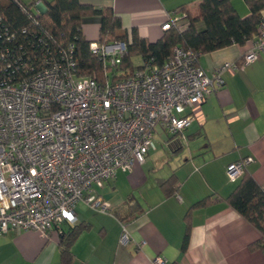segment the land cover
<instances>
[{
  "label": "built area",
  "instance_id": "built-area-1",
  "mask_svg": "<svg viewBox=\"0 0 264 264\" xmlns=\"http://www.w3.org/2000/svg\"><path fill=\"white\" fill-rule=\"evenodd\" d=\"M35 8L32 23L21 28L0 16V236L19 230L47 238L55 226L76 223L79 202L108 211L97 188L145 163L156 149L158 127L187 140L196 108L224 87L223 74L264 55L263 17L243 61L225 62L211 73L200 65L199 52L181 45L163 62L142 59L128 73L120 68L126 41L92 40L104 76L83 75L75 44L40 29L43 0ZM188 26V13L177 9L168 12L162 31ZM252 161L230 163L228 177L241 178ZM154 264L166 260L157 256Z\"/></svg>",
  "mask_w": 264,
  "mask_h": 264
},
{
  "label": "crops",
  "instance_id": "crops-1",
  "mask_svg": "<svg viewBox=\"0 0 264 264\" xmlns=\"http://www.w3.org/2000/svg\"><path fill=\"white\" fill-rule=\"evenodd\" d=\"M231 1L241 16L251 13L246 0ZM80 2L112 8L124 29L136 28L155 42L164 34L168 12L195 11L200 0ZM95 27L83 26L87 39L98 38L99 31L95 38L88 35ZM250 47L251 41L232 44L201 54L199 63L211 73L225 62L241 63ZM223 78L224 87L196 108V118L185 131L187 140H166L171 153L167 163L157 162L162 156L156 146L145 163L135 164L131 172L119 171L97 188L110 205L108 211L77 204L73 225L87 229L72 245L71 264H154L157 256L166 264H264V251L250 248L259 231L226 202L242 179L228 177L232 162L252 156L245 173L264 187V55L234 73L225 72ZM171 176L177 190L168 195L160 181ZM207 197L216 201L191 209ZM73 225L55 226L47 238L19 230L0 236V264H62L61 233Z\"/></svg>",
  "mask_w": 264,
  "mask_h": 264
},
{
  "label": "trees",
  "instance_id": "trees-1",
  "mask_svg": "<svg viewBox=\"0 0 264 264\" xmlns=\"http://www.w3.org/2000/svg\"><path fill=\"white\" fill-rule=\"evenodd\" d=\"M36 0H0V16L13 28H21L32 23ZM251 13L241 16L231 0H200L195 11L186 10L189 26L183 31L172 28L152 42L140 36L136 28L128 31L123 28L121 18L112 8L95 7L80 0H43L46 11L38 17L39 27L46 34L75 44L79 61V73L89 76H104V61L90 50V42L83 33L86 23H99V35L96 40L109 42L124 40L128 44V53L124 56L120 68L134 72L140 66H134L131 58L139 55L142 59L163 62L176 45L201 54L225 48L232 44H245L259 33L264 0H246ZM182 10H185L182 8ZM200 57V56H199ZM125 74L127 76L129 74ZM177 147V146H176ZM235 191L226 202L260 233V238L250 244V248L264 251V187L251 175L244 174ZM166 194L175 193L176 179L171 176L160 181ZM216 201L207 197L191 209L206 206ZM87 229L84 224L73 225L61 233V262L71 264L72 245L78 236Z\"/></svg>",
  "mask_w": 264,
  "mask_h": 264
},
{
  "label": "rangeland",
  "instance_id": "rangeland-1",
  "mask_svg": "<svg viewBox=\"0 0 264 264\" xmlns=\"http://www.w3.org/2000/svg\"><path fill=\"white\" fill-rule=\"evenodd\" d=\"M33 11L36 13L37 8L34 7ZM90 24H94L95 26H97V27H95V32H94V30L89 31V34H88L90 38H95L97 36L98 31H99V23H86L84 26L90 25ZM93 32H94V34H92ZM131 60H132V63L134 66H138L142 62V57L139 55H135L131 58ZM121 72H122V69L115 71V73H117V74H121ZM112 74L113 73H111V76H112ZM168 137H170V134L167 131L162 130L160 127L157 128V134H155V142H156V146L158 147V154H160L162 156V157H158L157 162H162V159H164L166 161L165 163H167V161H169V156H171V153H170L169 147L166 145V140L168 139ZM165 155H167L168 158H166ZM170 163H172V162H170ZM155 165H156V163H155ZM83 204H84V202H79V206H83Z\"/></svg>",
  "mask_w": 264,
  "mask_h": 264
}]
</instances>
